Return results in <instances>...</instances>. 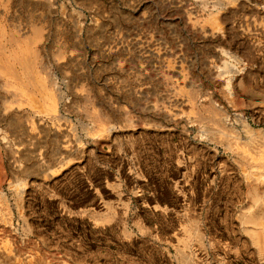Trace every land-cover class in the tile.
<instances>
[{"label":"rangeland","instance_id":"rangeland-1","mask_svg":"<svg viewBox=\"0 0 264 264\" xmlns=\"http://www.w3.org/2000/svg\"><path fill=\"white\" fill-rule=\"evenodd\" d=\"M204 1L59 0L70 30L77 16L91 25L96 20L108 25L110 83L93 79L97 90L118 98L116 92L128 83L124 89L146 93L138 103L144 108V97L160 103L175 97L177 85L190 90L189 83L202 82L201 103H195L197 113L190 115L187 96L178 95L184 113L176 125L168 122L163 111L137 110L141 118H135L127 130L117 129L108 145H94L85 137L82 128L94 125L89 112L81 108L62 111L56 119L58 140L52 131L44 136L35 127L26 145L36 149L27 152L36 156L34 162L60 170L46 187H31L19 208L2 185L9 173L5 150L0 152V264H36L37 253H45L44 264H264V205L261 224L248 222L243 215L245 208L254 210V188L261 193L264 187V178H253L264 169V146L253 150L243 144L245 134L234 119H224L218 129L212 108L222 105L219 91L226 87L227 77L217 78L202 60L213 58L212 43L192 37L183 24L190 16L188 8L204 21ZM244 2L249 7L254 0ZM51 17L59 14L52 12ZM151 21L163 30L169 45H156L159 39L156 29L149 26ZM260 25L264 27V18L258 17L253 57H248L244 47L231 45L242 58L241 66L253 74L255 96L248 94L246 72L229 82L235 110L258 129L255 134L264 132V32ZM177 32L187 38V45ZM86 36L84 30L82 38L91 55L93 48ZM137 40L148 47L154 44L157 54H130ZM118 41H123V53ZM76 47L71 42V50ZM117 53L123 70L113 60ZM225 58L217 62L222 73L224 64L231 62ZM166 83L168 90H164ZM204 91L212 93V103ZM147 119L163 125L151 127ZM8 135L10 160L17 158L25 164L18 138ZM38 138L43 142L37 143ZM227 138L234 142L232 150L223 143ZM242 155L246 159L241 161ZM253 231L258 233V243L251 237Z\"/></svg>","mask_w":264,"mask_h":264},{"label":"bare ground","instance_id":"bare-ground-1","mask_svg":"<svg viewBox=\"0 0 264 264\" xmlns=\"http://www.w3.org/2000/svg\"><path fill=\"white\" fill-rule=\"evenodd\" d=\"M58 2L59 0H0V152L5 150L8 160L6 167L9 173L2 185H5L8 194L12 193L14 205L17 208L23 206L26 194L31 187H46L60 170V167L54 168L34 162L33 159L36 160V156L27 152L34 153L36 149H28L26 145L27 138L32 137L31 131L35 127L44 136L52 131L55 139L58 140L59 124L56 119L62 115V111L81 108L89 112L94 125L82 128L85 137H88L94 145H108L112 134L117 129L127 130V127L134 126L135 118L137 120L141 118L140 114H136L137 110L139 113L163 111L166 113L168 122L176 125L184 113V104L178 95L187 96L189 102L187 112L190 115L197 113L196 105L201 103L198 97L203 88L202 82L196 85L189 83L190 90H185L178 85L174 89L171 85L170 87L175 91V97L162 100L160 103L150 102L144 97V108L138 107V103L146 93L143 94L140 90L124 89L123 86H130L128 83L123 84L120 93L116 92L118 98L97 90L93 79L103 78L110 83L112 44L111 36L107 34L108 25L104 21L97 20L94 25H91L84 17L77 16L70 30L69 21L63 16L64 8ZM203 7L204 21L196 17L192 8H188L186 11L190 16L183 24L192 37L199 36L202 40H209V43H212L213 58L203 57L202 60L217 78L226 79L227 77V84H223L226 87L219 91L223 100L222 105L218 109L212 108V113L218 117V129L224 126L226 120L234 119L233 123H236L245 134L243 144L250 145L254 148L253 150H260V147L264 146V132L255 134L258 129L251 124L243 112L235 110L229 82L236 74L246 72L248 94L251 97L255 96L253 74L245 66H241L242 58L231 45L235 43L236 47H244L248 57H253L257 45L253 38L258 31L257 18H264V0H254L249 7L244 0H205ZM52 12L58 13L59 17L52 18ZM149 26L156 29L155 33L159 39L156 45H169L171 41L163 35V30L156 22H149ZM171 29L175 31L174 26ZM84 30L87 32L86 43L93 48L91 55H87L82 38ZM259 30L264 32V27ZM177 37L187 45V38L181 37L178 32ZM71 42L77 44L75 50H71ZM118 44L116 46L120 49V53H123V41H118ZM131 46L130 54H137V56L156 53L155 50L158 48L154 47V44L148 47L138 40ZM113 57L117 68L123 70L119 53L113 54ZM223 57L231 62L224 64L222 73L217 62ZM156 62H159L161 66L160 61L156 60ZM167 66H171V63L168 62ZM162 75L165 74L162 73ZM139 77L142 76L139 74ZM192 82L194 83L193 80ZM168 85V83L165 84L164 90ZM106 86H108L107 83ZM156 92L157 89L155 94ZM122 93L134 95L135 98L129 99ZM150 93L154 94V91ZM204 93L208 95L212 103L214 100L212 93L207 91ZM208 104L210 105V102ZM131 111L133 114L130 113ZM45 121H48L47 124ZM145 121L146 125L151 127L163 125L153 122L154 119ZM8 134L16 136L18 145H22L18 151L25 155V164L17 158L10 160L11 141ZM35 141L43 142L40 138ZM223 143L230 150L235 146L234 142L228 138ZM57 146L58 143L53 148L54 152ZM39 155L40 153H37V157ZM240 159L242 161L246 157L242 155ZM253 178L263 179L264 169L255 172ZM254 191L256 193L254 210L245 208L243 215L248 222L261 224L264 187L261 193L257 192V187ZM6 204L11 207L10 203ZM251 237L257 243L260 240L257 232L253 231ZM44 254H36V264L47 262Z\"/></svg>","mask_w":264,"mask_h":264}]
</instances>
